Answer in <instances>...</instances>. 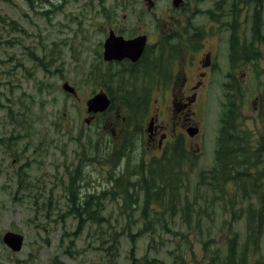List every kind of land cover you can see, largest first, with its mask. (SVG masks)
Here are the masks:
<instances>
[{"label":"rangeland","instance_id":"374dc122","mask_svg":"<svg viewBox=\"0 0 264 264\" xmlns=\"http://www.w3.org/2000/svg\"><path fill=\"white\" fill-rule=\"evenodd\" d=\"M217 1L202 0L200 8L204 13L195 23L220 26L217 45L220 62L224 70L234 72L235 76L227 79L224 71L214 72L211 78L214 83L207 98H201L190 111L192 122L205 121L204 139L194 141L186 131L180 135L191 157L187 166L188 179L181 189L178 182L186 173L176 172L178 182L168 174L166 178L170 180L167 182L174 183H166L165 189L168 197L172 186L180 190L177 203L183 212L186 200L195 202L198 197L199 203L204 204L207 198H218L213 188L196 187L201 171L215 165L218 140L225 125L222 120L227 102L226 91H223L225 82L236 87L229 92L236 97L241 125L245 129L247 126L253 128L254 119L261 124L260 106L255 100L264 90V57L239 60V65L232 68L230 31L225 29L228 25H223L222 15L208 16L205 11L208 7L214 8ZM102 2L106 7L112 6L111 16L107 18L101 15ZM140 2L134 0L132 8L119 0H36L33 9L26 0H0V14L6 18V22L0 20V139L10 142V133H20V127L7 124L11 113L19 112L18 115L34 120L27 137L14 140L18 149L16 155L7 154L4 146L1 148L0 234L15 226L24 239L19 251H13L9 244L0 240V264H55L56 261L63 264H209L199 238L219 237L222 240L237 236L240 241L246 238L244 217L233 219V213L239 214L244 204L241 196L235 197V205L228 203L225 209L217 202L201 216L200 222L193 212L190 226L185 223L180 209L174 212L168 206L153 203V211L144 212L145 191H139L144 187L129 182L133 165L137 158H144L158 169L161 158L169 156L164 148L159 150L149 144L147 133L152 132L148 130L150 123L155 124V119L150 118L154 111L148 109L150 115L140 120L136 129L140 137L135 138L138 146L131 148L128 155V149L125 150L119 160L116 155L112 157L110 144L105 145L104 136L109 138V135L95 134L98 126L104 127L105 121L99 122V118L94 121V114L87 111L86 103L103 89L92 81L88 72L99 65L102 69L106 66L102 52L109 29L117 26L122 31L119 33L128 37L141 30L155 32L159 26L169 23L168 16L160 12L168 6V0H158L156 9L144 13L138 11ZM42 10L49 13L44 15ZM246 15L245 26L249 32L252 10ZM12 21L14 26H10ZM261 48L264 52V45ZM65 81L76 86L77 97L63 89ZM236 85L241 88L240 92ZM156 97L152 95L151 101ZM124 109L131 110V107L123 105L120 111V121L127 123ZM175 116L176 113L167 107L158 120L167 126L163 130L169 132V139L182 130L181 125L171 130L170 120ZM261 127L257 129V138ZM124 137L120 134L119 139L112 138V149L121 144ZM177 140L172 139L171 144ZM24 165V169L20 168ZM77 166L81 168L75 183L77 197L82 199L95 193L89 212L99 211L98 216L84 212L81 222L78 215L70 213L68 200L70 172ZM257 168L263 170L264 163L257 164ZM21 169L26 170L27 181L34 184L26 191L21 189L17 177ZM118 184L123 185L114 188ZM107 188H112L116 194L104 197L98 192ZM173 197L176 200V194ZM228 242L223 244L222 252L227 250ZM260 252L261 264H264V241Z\"/></svg>","mask_w":264,"mask_h":264},{"label":"trees","instance_id":"16d2710c","mask_svg":"<svg viewBox=\"0 0 264 264\" xmlns=\"http://www.w3.org/2000/svg\"><path fill=\"white\" fill-rule=\"evenodd\" d=\"M30 6L35 9L36 0H26ZM103 1V0H101ZM112 1V0H111ZM120 3H125L127 0H119ZM130 1V0H129ZM236 8L233 11L230 23L232 19L237 22L240 19V11L237 9L239 3L243 0H228ZM251 2L256 3L260 9L256 11L255 14H252V33L254 39H259L264 42V0H252ZM111 7H106V4L102 2L101 15L105 18L111 16ZM42 14L47 15L48 10H42ZM114 17V14H112ZM0 20L6 22V18L0 14ZM10 23V22H9ZM10 26H14V21L10 23ZM239 25L234 26V30L238 29ZM254 43L241 42L237 39V33L232 36L231 40V65L235 68L238 65V61L243 58L246 61L253 59H262L264 53L261 50L259 51L254 47ZM105 68L102 69L101 65L89 71L88 74L93 79L97 85H101L103 89L111 99V105L105 116H109L112 113L113 106L118 104L124 105L125 108L128 106L131 107V110L124 109L123 113L127 119V123L124 125L127 127V130L124 134V139L121 144L116 145L112 149V141L105 142V145L110 144L109 150H112V157L117 156L119 160L124 151L128 149V152L131 148H136L138 144H135V138L140 137V133H136V129L141 123L140 120H144L147 116L148 105L151 104L152 94L149 91V86L152 84V81L155 80L154 76L149 73H144L143 71H137L136 68L131 69L132 75L129 76L125 85L122 84L117 86V81L112 79V63L105 62ZM150 80V84H149ZM120 83V82H119ZM237 86V85H236ZM236 87L234 84H228L226 90V101L224 103L225 111L222 113V120L225 122V125L222 126L221 135L218 140V146L216 150V160L215 165L207 170H203L200 173L199 180L197 182V188L207 185L210 188H213L218 195V198H214L204 201V204L199 203V198H195V202L186 200L183 203L184 212L179 208L177 200L179 199L180 190L176 187L171 188L168 192L169 197L166 196L167 191L165 189V184L170 183L173 185L174 182H167L170 180L166 178L169 174L170 177L174 180L176 178V172H185L186 176L181 181L178 182L179 187L183 189L186 180L188 179V170L187 166L191 160L189 150L185 147L184 142L178 138L174 143H169L164 152L169 154L166 158H161L160 163L158 164V169L153 166V164L147 163L144 158H137L136 163L133 165V172H130L131 185L135 186L136 184L142 185L144 189L139 191H145V196L143 199L144 212L153 211V203L162 204L168 206L174 210L180 209L182 215L185 216V223L189 226L191 225L193 212H196L197 222L201 221V216L209 212L210 207H215L217 202L222 204V207L225 209L227 204L230 203L235 205V197L241 196L242 201L244 200L243 206L239 209L240 213H233V219H240L241 217L245 219L246 224V238L243 241H240L237 236L225 238L220 240L219 237L209 238L204 240L199 238L198 241L202 244L204 253L209 257V264H261V245L264 241V169L258 170L257 164L264 163V90L260 94V99L258 101V109L261 119V134L259 137H255V128L247 127L245 129L241 125L240 112L237 109V100L234 94H230V90H234ZM241 88L237 86V91L240 92ZM117 109V107H116ZM123 109V108H122ZM121 109V110H122ZM27 112V108H24ZM105 116H98L99 122L103 121ZM95 121V120H94ZM255 119L253 123H255ZM34 120L29 119L23 114L18 115L11 113L8 121V126L14 125L20 127V133L18 135L15 132L10 133L8 140H15L17 137H27L29 134L28 128L33 125ZM6 122H3L5 125ZM130 125L135 126L134 129L129 130ZM103 127L98 126V129L95 131L96 135H109L108 140H112L110 132H102ZM23 135H20V134ZM86 135L84 136V138ZM78 140V137L76 138ZM14 141V142H15ZM131 141V145L129 144ZM6 142V141H4ZM16 143V142H15ZM15 143H9L10 146L5 147V151L9 155H16L18 149L15 147ZM41 150V147H37ZM46 147L44 146L43 149ZM35 152H38L35 148ZM172 154V156H170ZM81 174L80 166H77L74 171L70 172L69 180V202H70V213L74 212L78 215L81 220H83L84 212H87V215L98 216L99 211L94 210L89 212L93 208V201L96 198L94 194H87L82 199L77 197V192L75 189V183L78 177ZM147 175L150 177L147 178ZM27 173L24 170H19L18 180L20 187L23 191L34 186L33 182L27 181ZM124 180V179H123ZM116 181H119L117 178ZM124 183V181H123ZM164 183V184H163ZM161 184V185H160ZM123 184H118L114 188H120ZM188 189V186L186 187ZM137 191V189L135 190ZM104 197L113 193L112 188H107L106 190L98 191ZM129 193V191H126ZM176 194L177 198L174 200L172 195ZM133 194H130L132 196ZM210 199V200H209ZM137 203V199H136ZM223 229V228H222ZM221 229V230H222ZM135 237L133 236L132 239ZM228 242L227 250H223L222 246ZM55 264H63L58 261Z\"/></svg>","mask_w":264,"mask_h":264},{"label":"flooded vegetation","instance_id":"af4514ba","mask_svg":"<svg viewBox=\"0 0 264 264\" xmlns=\"http://www.w3.org/2000/svg\"><path fill=\"white\" fill-rule=\"evenodd\" d=\"M251 1L252 0H243L239 3L237 9L240 11V19L236 22L233 18L231 24H229L231 20L229 15H233V11H235L236 8L230 1L219 0L214 8L208 7V9L205 10L208 16L213 13L222 15L223 19H225L224 24L222 22L219 24L228 25L225 29L226 31H230V61L231 40L235 31L238 40L241 42H247L248 40L247 43H252L253 41L255 45L254 47L259 51L261 50V46L264 45V42L261 40L254 39L252 22L249 32H247V26H245L248 21L246 12L251 9L252 14H255L256 11L260 9L256 3ZM125 3H128L132 8L134 6V0H127ZM201 3L202 0H168V6L161 8L160 11L161 14L168 16L166 20L169 23H167L166 26H159V29L155 32L141 30L136 34L132 33L133 35L128 37L119 33L122 31L119 30L117 26H112L106 36V38L109 36L111 30L114 31L116 35H121L126 39L135 38L140 35L147 36L146 46L141 57L137 61H132L130 58H123L121 60L113 59L108 62L112 63V79L118 80V87L121 84L123 86L125 85L126 79L132 75L131 69L133 68H136L137 71H143L144 73H149L154 76L155 80L152 81V84L149 86V91L152 95L156 94L157 97L153 102L151 101V104L148 105V109H150V112L151 110L154 111L150 118L155 119V124L152 125V132L150 134L147 133V135L149 138V144L154 145V147L159 150H163V148L165 149V147L172 142V139H178L180 135H183V131H186L192 140L197 142L202 141L205 135V121L192 122L191 119L193 120V117L190 115V111L201 98L204 100L207 98L214 83L211 81L214 72L220 70L224 71L227 79L235 76L234 72L224 70L220 62L221 59L217 49L220 37L218 28L220 26L217 24L214 26H200V24L195 23L198 16L204 13V10L200 8ZM158 4V0H141L138 5V11L141 13L153 11L158 7ZM228 17H230L229 20ZM235 24L239 25L237 30L233 29ZM208 42L214 47L209 45ZM243 61L244 59L241 58L240 62ZM227 86L228 83L225 82L223 84L224 92L227 90ZM259 99L260 93L255 100L257 104ZM167 107L171 108V112L176 113V116L170 120L172 121L171 130L175 131L178 126H182H180L182 130L179 133L172 134L170 139L169 132L163 130L167 126L158 122V120L161 119L160 114L163 113V110ZM122 108L123 105L118 104L117 106H113L112 113L109 116H105L107 111L98 112L92 116L93 120H96V117L98 116H100V118L105 116V124L102 132L105 133L109 131L113 139H119V135H124L127 130L124 123L120 121V111ZM17 114H19V112H17ZM149 115L150 114L147 113V116ZM255 123L256 124H254L253 128L256 129V132L261 124H257L256 121ZM132 127L133 125H130V131ZM144 136H146V134ZM104 138L105 142L112 141L108 140L109 138L106 136H104ZM8 141L10 142H3L2 138L0 139V155L3 146L5 149L6 146H10L9 143H14V140ZM164 141L168 142L163 144ZM15 161L17 160L15 159ZM25 167L26 166L24 165L20 168L24 169ZM2 206L5 207V204L3 203ZM7 231L20 233L15 229V226H11V228L0 234V240L3 243L5 242L4 235Z\"/></svg>","mask_w":264,"mask_h":264},{"label":"water","instance_id":"95a60500","mask_svg":"<svg viewBox=\"0 0 264 264\" xmlns=\"http://www.w3.org/2000/svg\"><path fill=\"white\" fill-rule=\"evenodd\" d=\"M147 36L140 35L135 38L126 39L123 36H118L114 31H110L109 36L104 42L103 59L104 61H112L113 59L121 60L123 58H130L132 61H137L146 46ZM63 89L73 96H78L77 88L65 81L62 84ZM87 111L96 114L98 112L106 111L111 99L104 90L97 92L87 100ZM89 119V118H88ZM148 130L152 131V123H150ZM24 236L22 233L7 231L4 235V241L9 244L13 251H19L22 247Z\"/></svg>","mask_w":264,"mask_h":264}]
</instances>
